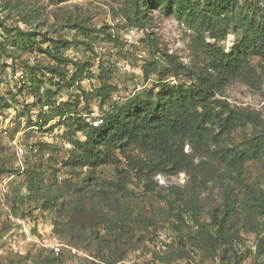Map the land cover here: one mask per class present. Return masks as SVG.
Returning a JSON list of instances; mask_svg holds the SVG:
<instances>
[{
	"label": "rangeland",
	"instance_id": "374dc122",
	"mask_svg": "<svg viewBox=\"0 0 264 264\" xmlns=\"http://www.w3.org/2000/svg\"><path fill=\"white\" fill-rule=\"evenodd\" d=\"M133 1L0 0V114L10 115L16 127L19 117L25 128L32 125L29 113L51 123L49 128L26 129L30 139H47L26 162L44 173L34 195L26 194L21 176L13 174L12 203L21 201L16 211L31 215L39 240L66 243L79 251L55 258L1 221L0 264H262L255 243L264 234V151L239 171L210 164L215 176L207 181L203 175L192 181L185 172L157 174L152 191H145L142 181L130 174L125 188L115 192L114 163L97 167L94 174L86 167L70 173L64 164L74 146L65 149L63 141L83 135L72 125H63L64 132L57 134L63 119L70 117V122L91 110L102 113L149 89L156 93L160 77L166 81L172 75L164 73L177 63L184 67L175 77L180 82L192 83L190 76L199 72L214 74L196 22L156 2L146 10L144 25L137 26ZM228 16L229 36L217 42L223 48L239 38L238 25L246 17L264 20V0H236ZM45 49L65 61L58 63ZM250 64L261 75L260 86L234 79L219 97L234 109L259 112L264 120V69L257 57ZM56 68L65 71V78ZM102 87L109 92L104 101L98 95ZM30 96L32 102L26 104ZM39 118L34 122L38 126ZM262 130L264 125H239L228 143L240 147ZM129 153L141 156L137 149ZM116 154L119 167L126 169ZM0 160L11 167V149L2 150ZM66 178L76 188L63 186L57 192L55 187ZM184 212L188 215L183 221ZM159 233L172 237L161 251L144 242ZM230 238L240 239L233 243L244 246L243 253L228 248Z\"/></svg>",
	"mask_w": 264,
	"mask_h": 264
},
{
	"label": "trees",
	"instance_id": "16d2710c",
	"mask_svg": "<svg viewBox=\"0 0 264 264\" xmlns=\"http://www.w3.org/2000/svg\"><path fill=\"white\" fill-rule=\"evenodd\" d=\"M235 1H133L132 11L136 20L134 24L137 26L144 25L148 19L146 10L156 2L185 14L192 22H196L198 31L202 33L201 46L204 54L210 59L214 74L199 72L194 78L190 76L194 80L192 83L178 82L173 85L160 77L162 81L156 85L158 86L156 93L149 89L145 94L135 95L122 104L109 107L102 112L101 122L95 126L86 123L78 115H74L70 122L68 121L70 117L60 121L61 125L74 126V131L83 135L82 139L72 140L74 151L64 162L70 173H75L77 168L86 167L89 174H94L97 167L114 163L118 177L113 183L115 192L119 193L125 188V181L130 178V174L142 181L145 191H152L156 187L154 177L157 174L171 176L185 172L192 181H196L199 175H203L207 181L215 176V170L210 165L212 163L239 171L247 161L261 157L264 151L263 130L248 137L240 147L228 143L229 136L239 125L250 123L257 127L263 126L264 120L260 113L234 109L226 100L219 97L223 89L234 79L239 78L253 88L260 86L261 75L251 66V58L257 57L259 66L264 69V20L246 17L245 21L238 25L240 31L238 39L228 48L217 44L229 36L231 19L228 13ZM44 51L58 63L65 61L60 55L49 53L47 49ZM183 68L177 63L172 69L166 70L163 76L171 73L178 78ZM56 72L65 78V71ZM98 95H101L104 101L109 92L102 87ZM63 107L69 108V105L65 104ZM55 113L60 116L62 114L58 108H55ZM46 122L47 119L39 124L43 125ZM185 146L189 151L185 150ZM5 148L9 147L0 144V153ZM130 149H137L141 156L131 155ZM116 152L123 158L126 169L119 167L121 159ZM13 156L15 157L14 154ZM29 158H25L22 167L18 165L16 157L11 167H5L3 160H0V174H19L27 189L26 194L34 195L38 192L44 171L26 163ZM12 183L13 180L10 182L7 201L12 212L18 214L15 206H20L21 201L15 205L12 203L10 193ZM63 186L76 188L77 185L66 178L55 187V190L61 192ZM173 189L177 194L178 188ZM45 197L48 198V195ZM119 197L121 198L120 195ZM88 198L91 200L90 196ZM22 211L21 215L31 217L28 212ZM186 215H188L186 212L182 214L183 221ZM236 239L240 240L230 238L226 241L230 250ZM216 240L214 239V242ZM255 250L262 257L264 264V234L255 243ZM48 252L55 258L65 255Z\"/></svg>",
	"mask_w": 264,
	"mask_h": 264
},
{
	"label": "built area",
	"instance_id": "2783aa9c",
	"mask_svg": "<svg viewBox=\"0 0 264 264\" xmlns=\"http://www.w3.org/2000/svg\"><path fill=\"white\" fill-rule=\"evenodd\" d=\"M232 44V42H231ZM169 84L173 85L180 82L173 76L168 77L166 80ZM30 104L32 102V97L30 96L28 99ZM33 110V109H31ZM33 112V111H31ZM102 113H94L92 110L85 113H79L78 116L88 124L97 125L101 122ZM31 118L32 125L25 128L23 125L24 122L22 117H19V120L16 122L20 123L19 127H16L14 123V119L11 116H1L0 114V144H5L11 149L13 154L17 159V163L20 167H22L23 161L26 157H32L37 154L40 150V146L42 143L47 142L46 137L39 136L37 138L30 139L26 137L25 132L29 127H50V121L46 122L43 125L34 124V122L39 118L37 113H29ZM39 121L41 119L39 118ZM21 123L23 126H21ZM55 130L57 134L64 132L65 128L63 125L56 127ZM63 146L65 149H71L72 144L70 141H63ZM13 178L12 174H0V222L7 223L11 228L17 229V231L23 233L24 239L28 242L34 244V246L47 249L51 251L54 255H62V254H78L79 251L73 247L72 245H68L66 243H61L57 241H49V240H39L34 234L33 230L36 229V225L34 220L29 216H23L19 214H14L11 210V207L8 205L7 197L9 194V186L10 180ZM172 237L167 233H159L156 238L153 240L146 239L144 240L147 246L151 244L154 245V248L158 251L165 250L166 247L171 243ZM231 247L237 253L244 252V246L239 243H232ZM254 250V249H253Z\"/></svg>",
	"mask_w": 264,
	"mask_h": 264
}]
</instances>
